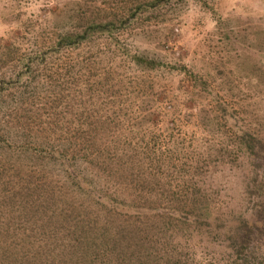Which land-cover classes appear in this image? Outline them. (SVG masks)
Listing matches in <instances>:
<instances>
[{
  "label": "rangeland",
  "instance_id": "374dc122",
  "mask_svg": "<svg viewBox=\"0 0 264 264\" xmlns=\"http://www.w3.org/2000/svg\"><path fill=\"white\" fill-rule=\"evenodd\" d=\"M0 264H264V0H0Z\"/></svg>",
  "mask_w": 264,
  "mask_h": 264
}]
</instances>
